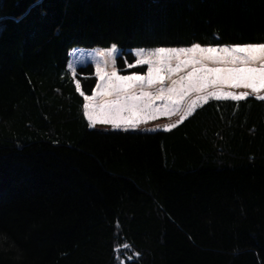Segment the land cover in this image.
I'll list each match as a JSON object with an SVG mask.
<instances>
[{
    "label": "trees",
    "instance_id": "1",
    "mask_svg": "<svg viewBox=\"0 0 264 264\" xmlns=\"http://www.w3.org/2000/svg\"><path fill=\"white\" fill-rule=\"evenodd\" d=\"M0 15V264H264V102L95 131L68 69L75 49L115 44L125 72L137 48L264 40V0H0ZM77 78L94 92L92 65Z\"/></svg>",
    "mask_w": 264,
    "mask_h": 264
},
{
    "label": "snow or ice",
    "instance_id": "2",
    "mask_svg": "<svg viewBox=\"0 0 264 264\" xmlns=\"http://www.w3.org/2000/svg\"><path fill=\"white\" fill-rule=\"evenodd\" d=\"M118 51L113 44L96 53L98 83L92 94L84 91L75 65H68L75 90L83 97V115L92 129L110 125L127 133L167 116L171 122L162 130L171 132L210 101L238 104L254 97L264 102V40L222 46L193 42L190 47L137 48L134 62H126V66H146L143 75H121L117 70ZM0 242H8V237L0 236Z\"/></svg>",
    "mask_w": 264,
    "mask_h": 264
},
{
    "label": "rangeland",
    "instance_id": "3",
    "mask_svg": "<svg viewBox=\"0 0 264 264\" xmlns=\"http://www.w3.org/2000/svg\"><path fill=\"white\" fill-rule=\"evenodd\" d=\"M3 28H4V19L0 15V32L3 30ZM100 51H103V50L102 49H95V50H90V51H88V50H80V52L78 51L77 54H75V52L72 51L70 53L69 64H74L77 70L79 68L87 67L89 65H92V67L95 70V68H96V59H97L96 53H98ZM128 52L131 53L134 56V50L128 51ZM122 56H123V52L121 50H119L118 53H117V59L122 57ZM141 68L145 69L143 74H146V66H143ZM117 70H118V72L121 75L135 74V73L126 72V71L131 70V69H127V68H126L125 72L119 70L118 68H117ZM69 71H70V69H69ZM97 83H98V80H97ZM173 119H175V117H173ZM170 122L171 121L169 120V118L167 116H160L156 120L150 121L146 125H141V127L138 130H135V131L129 130V132H141V133H143V132H147V133L160 132V131H163L162 129ZM95 129L97 131H104V132H123L122 130H114V129H112L110 125H98L97 128H95Z\"/></svg>",
    "mask_w": 264,
    "mask_h": 264
},
{
    "label": "clouds",
    "instance_id": "4",
    "mask_svg": "<svg viewBox=\"0 0 264 264\" xmlns=\"http://www.w3.org/2000/svg\"><path fill=\"white\" fill-rule=\"evenodd\" d=\"M0 251H4V252H6L7 250H6V249H0ZM12 258H13L14 260H19V259H21L20 256H13Z\"/></svg>",
    "mask_w": 264,
    "mask_h": 264
},
{
    "label": "crops",
    "instance_id": "5",
    "mask_svg": "<svg viewBox=\"0 0 264 264\" xmlns=\"http://www.w3.org/2000/svg\"><path fill=\"white\" fill-rule=\"evenodd\" d=\"M95 131H97L96 129H94Z\"/></svg>",
    "mask_w": 264,
    "mask_h": 264
}]
</instances>
